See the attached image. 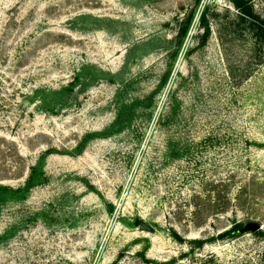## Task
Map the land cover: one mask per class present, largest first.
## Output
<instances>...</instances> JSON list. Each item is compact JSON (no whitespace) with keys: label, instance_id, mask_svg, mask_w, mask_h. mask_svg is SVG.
I'll return each mask as SVG.
<instances>
[{"label":"rangeland","instance_id":"obj_1","mask_svg":"<svg viewBox=\"0 0 264 264\" xmlns=\"http://www.w3.org/2000/svg\"><path fill=\"white\" fill-rule=\"evenodd\" d=\"M250 21L237 0H0V264H264Z\"/></svg>","mask_w":264,"mask_h":264},{"label":"trees","instance_id":"obj_2","mask_svg":"<svg viewBox=\"0 0 264 264\" xmlns=\"http://www.w3.org/2000/svg\"><path fill=\"white\" fill-rule=\"evenodd\" d=\"M237 5L241 8L242 13L249 17L252 21H250L251 27L257 31V34L264 37V18H261L260 16L254 14L252 8L248 4H242V2L237 0ZM192 19V16L190 17V21ZM189 24L187 23L185 28H183V31L181 33V37H184L188 31ZM243 229L242 223L237 222L235 225H233L228 230H225L220 233L221 237H231L236 235L238 231ZM201 243V241H199Z\"/></svg>","mask_w":264,"mask_h":264},{"label":"water","instance_id":"obj_3","mask_svg":"<svg viewBox=\"0 0 264 264\" xmlns=\"http://www.w3.org/2000/svg\"><path fill=\"white\" fill-rule=\"evenodd\" d=\"M253 229H258L260 227L259 224H256V225H252Z\"/></svg>","mask_w":264,"mask_h":264}]
</instances>
